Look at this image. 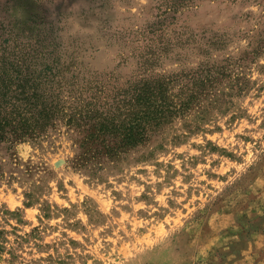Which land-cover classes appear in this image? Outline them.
<instances>
[{
    "label": "rangeland",
    "instance_id": "1",
    "mask_svg": "<svg viewBox=\"0 0 264 264\" xmlns=\"http://www.w3.org/2000/svg\"><path fill=\"white\" fill-rule=\"evenodd\" d=\"M232 3L235 0H231ZM247 0H242L246 3ZM133 0H0V44L3 41L8 42L7 49L19 50L20 43H29L31 46V55L35 56L38 62L40 59H55L59 67L64 69L67 65L70 67V73L78 76L75 83L81 87L88 79L94 82V85L100 86L102 95H97L99 102H104V96L108 99L115 97V93L122 92L128 85L140 82L141 80H150L158 76L187 75L210 72L209 76L214 78L212 87L209 86L208 96L203 100L207 103V108L194 119L195 127L184 124L182 127L187 132V136H173L172 146L179 147L186 143L191 136L201 134L202 123L211 122L214 127L203 130L207 135L220 134L223 131H233V126H238L237 122L241 119H247L249 124L255 123V119L247 115L246 110H237L228 120L224 122V128L221 129L213 118L209 121L210 109H215L222 118L227 115L234 107L233 98L243 100L251 92L255 81L251 84L242 75L233 76L236 68L241 72L264 54V30L256 32L249 40V50L243 53L238 59L228 63H219L210 60L212 51L224 50L233 36H239V33L231 35L224 30H213L211 27H203L200 22L211 17L213 20L221 19L226 26L230 22L236 21V16H224L225 9L221 7L224 0H149L147 6L150 19L146 20L140 29L132 31V25L135 21L127 16L121 9H128L132 6ZM242 21L247 16L241 18ZM139 36L147 39L138 50L130 57L121 55L122 51L129 42V38L135 40ZM17 46V47H16ZM20 46V47H19ZM15 47V48H14ZM193 48L197 56L205 57L197 68L182 71L180 73L158 74L156 69L163 64L162 57L167 58L170 54L179 50H188L186 55H191ZM176 58H179L177 53ZM48 61V60H47ZM231 66V68H230ZM264 70V68H262ZM193 77V78H194ZM188 79H186V82ZM92 82V83H93ZM227 89V91H225ZM264 91V85L256 89V95L249 98V107L252 101L259 99L260 92ZM207 98V99H206ZM111 101V100H110ZM258 107V104L253 105ZM259 110V109H258ZM264 116V112H261ZM259 117H257L258 119ZM199 123H196V121ZM62 126V125H61ZM66 132L70 133V139L77 144L83 130L68 129L63 126ZM264 130V120L254 129H245V132H258ZM81 132V133H80ZM235 140H242L245 144L252 143L250 136L237 134ZM33 141H24L19 143L0 142V251H3L2 245L6 243V237L12 235L15 237L13 243L17 248L27 245L30 240H43L45 233L52 236L53 241H57L59 247H63L66 242L69 248L75 249L79 246V240L76 239L78 233L69 236L68 233L75 230L76 224H68L69 217L63 212L67 210H56L55 205H49L45 201L40 209L36 210L32 219H27V212L32 210L35 203L38 202L39 195L44 193L45 185L39 186L32 184L28 189L20 190L29 180L32 179L34 171L25 164L23 168L19 166L17 154L21 158H27L30 155L31 144ZM150 139L141 146L129 150L121 155L119 159H108L103 155L85 154L84 158L93 162L104 161L102 166L93 168L90 172V179H95L97 183H104V177H97L96 173L107 167L109 163L112 167L108 168L110 174H121L124 169L119 167L124 163V167L135 165L139 162L154 160L156 151H164L162 145H157L151 152L147 151ZM259 147V141H256ZM189 150L200 152L199 157H190L184 160L187 153L177 154L169 160L155 163L151 176L154 178V185H146L145 191L140 193V197L132 194L143 186L144 181L137 180V176H145L147 171L140 169L135 176L129 175L125 183L123 175L116 179V184H123L120 192L109 189L107 192L101 189L99 192H93L102 206L111 207L115 203L113 196L117 200L132 197L129 203H142L141 199L147 200L146 193L154 186L159 193L164 186H168L170 181L178 175L181 176L178 183H186L191 179V173L187 176L183 174L188 169L195 168L197 163H205L204 156L216 154L226 159L236 160L239 158L234 153L226 149L218 148L212 141H206L203 147L198 145H185ZM233 147H238L233 145ZM139 153V155H137ZM167 154V153H165ZM173 160H180V167L175 168ZM65 161L57 160L55 168H60ZM219 161H213L210 167L218 166ZM161 169H163V180L160 179ZM264 169V155L260 157L254 168L250 169L249 176L245 179L249 181L257 176V187L255 192L259 193L261 188L259 180L261 179V170ZM209 178H214V174L204 173ZM15 184L16 188L12 185ZM111 185H105L110 188ZM62 188L58 184L57 190ZM20 190V197L17 198V191ZM85 188V191H88ZM190 191V190H189ZM253 188H248V193H252ZM175 195V191H173ZM183 195V193H181ZM10 197L11 200H5ZM167 202V197H162ZM230 207L220 206L221 211L217 213L218 219L213 221L217 224V229L209 227L208 232L204 233L205 246H202L200 253L190 255V250L186 249L181 240L174 241L173 254L180 264H254L253 252H248V246L251 242L249 237H254V230L257 232L256 245L264 237V198L253 199L249 201L247 196L241 193V199L232 202L231 198L227 201ZM15 205L16 207H13ZM57 207H59L57 205ZM127 207V205H125ZM21 208L24 211H21ZM121 211H124L121 208ZM178 211V210H177ZM127 215V213H125ZM43 217L41 219L40 217ZM175 220V217H170ZM15 220L11 225V231H6L9 221ZM45 221H56V223H45ZM28 228L29 230L23 236L19 233ZM57 236L59 240H57ZM237 236L236 239L230 237ZM83 239V237H81ZM87 242V241H86ZM37 251L47 252L49 248L53 253H58L57 243L41 245L34 243L32 245ZM259 247V246H257ZM260 251L256 250L255 256L258 259L255 264H260L264 260V245L260 246ZM247 253V256H245ZM11 260L17 257L9 250ZM32 255L31 252L28 253ZM190 255V256H189ZM189 256V257H188ZM188 257V260H187ZM75 259V257H73ZM76 259H80L79 256ZM69 264L72 256H69L65 249V258L60 259L57 255L53 261L52 256L41 257L39 260L31 261L30 264Z\"/></svg>",
    "mask_w": 264,
    "mask_h": 264
},
{
    "label": "clouds",
    "instance_id": "2",
    "mask_svg": "<svg viewBox=\"0 0 264 264\" xmlns=\"http://www.w3.org/2000/svg\"><path fill=\"white\" fill-rule=\"evenodd\" d=\"M148 5L149 0H133L132 6L128 9H121V12L135 21L132 31H137L146 20L150 19ZM221 7L225 9L224 16L235 15L236 21L224 26L221 19L213 20L211 17H206L200 24L203 27H211L213 30L227 31L230 35L232 33L240 34L233 36L224 50L210 53L211 61L228 63L248 51L250 38L256 32L264 30V0H247L246 3H242V0H235L234 3L231 0H224ZM244 16H247V19L242 21L241 18ZM145 43H147V39L139 36L135 40L129 38L127 47L124 48L121 55L130 57L134 54V50H138ZM187 52V49H177L169 57H162L163 64L156 69V72L170 74L188 71L197 68V65L205 59L203 56H197L194 48L191 55H186ZM177 53L179 58H176ZM262 68H264V54L260 55L246 71L241 72L239 68H236V71L233 72L234 77L242 75L250 84L255 81L251 92L243 100L233 98V103L237 107H234L222 118L215 109L209 110V121L214 118L221 129L224 128V122L228 120L229 116H232L237 110H246L247 115L255 119V123L249 124L247 119H241L237 122L238 126H233V131H223L211 136L203 130L211 129L214 125L211 122L202 123L203 138L201 134H197L189 137L186 143L179 147H173L171 143L173 136L188 135L182 127L184 124L195 127L194 119L199 115L201 108L207 107V103L201 101L183 117L177 115L165 126L148 134L150 143L147 151L151 152L157 145H162L164 149L163 152L156 151L154 160L139 162L128 167H124L122 162L119 164V167L124 169L121 174H110L108 168L112 167V164L109 163L107 167H103V170L96 173L97 177L105 178L104 183H97L95 179H90L92 169L102 166L104 161L86 160L79 146L69 138L71 134L66 132L63 126L57 124L54 128L46 129L36 141L30 143L29 157L21 158L17 154L19 166L23 168L25 164H28L29 168L34 171L32 179L20 190L28 189L32 184L45 185L44 193L39 195L38 202L33 205L32 210L27 212V219L31 220L36 210L40 209L45 201L49 205H55L57 211L67 210L66 213L63 212V218L65 219V215H67L69 217L68 224L77 225L75 230L69 232L68 235L73 236L78 233L76 239L79 240V246L70 249L64 242L63 247H59L58 242L53 241L52 236L42 233L43 240H30L27 245L17 248L13 243L15 237L8 235L7 242L2 245L3 251H0V264H30L31 261L46 256H52L55 261L57 255L60 259H64L65 249H67L68 255L72 256V261L69 264H180L173 254V242L177 240L184 243L185 248L190 250V255L200 253L202 246H205L203 234L208 232L209 227L213 230L217 229V224L213 221L218 219L217 213L221 211V205L224 208L230 207L227 203L229 198L232 202L238 201L241 199V193L247 196L249 201L264 198V169L261 170V179L258 182L261 188L259 193L255 192L257 176L250 181L245 179L249 176L250 169L254 168L260 157L264 155V130L255 133L245 132V129H254L261 120H264V116H261V112H264V91L260 92L259 99L252 101L251 107L248 103L249 98L256 95V89L264 85V70ZM184 83L186 82L181 81L177 84L172 89L173 93H180ZM179 98L184 99V96ZM256 104L258 107L253 106ZM257 117L259 118L257 119ZM196 123L199 121L197 120ZM238 133L250 136L252 143L245 144L242 140H235L234 137ZM206 141H212L218 148L234 153V156L239 158V162L230 161L216 154L205 155V163H197L195 168L188 169L183 174L187 176L191 173V179L186 183H178L181 178L178 175L170 181L168 186L162 187L159 193L153 186L146 193L148 199H141L142 203H129L132 197L117 200L113 196L112 199L115 200V203L109 208L102 206L97 197L93 195V192H99L101 189L106 192L109 189L120 192L123 184H116V179H119L120 175H123L124 181L127 183L129 175L135 176L138 170L144 169L147 171V178L142 175L137 176V180L144 181V183L132 194L135 197H140V193L145 191L146 185L158 183L151 176L155 163L162 161L167 164L174 155L182 153H187L184 156L185 161L190 157H199V151L189 150L185 145L195 144L202 148ZM256 141H259V147L256 146ZM233 145L238 147H233ZM57 160L65 161L64 165L55 168L54 164ZM213 161H219L218 166L210 167ZM180 163V160H173L176 169L180 167ZM205 172L214 174V178H209L204 174ZM162 173L163 169H161V180H163ZM58 184L62 186L60 191L57 190ZM106 184L111 187L106 189ZM12 187L16 188V185L13 184ZM249 187L253 188L252 193H248ZM85 188L89 190L85 191ZM20 190L17 191L18 199H22ZM173 191H175V195ZM162 197H167V202ZM5 200L10 201L11 198L6 197ZM3 202L0 201V203ZM13 207L16 206L13 205ZM121 208L124 211H121ZM21 211L24 209L21 208ZM170 217H175V220ZM40 218L43 219L42 216ZM49 222L56 223V221H45V223ZM13 224H15V220L9 221L6 231L10 232ZM28 230V228L23 229L19 236H23ZM230 238L236 239L237 236ZM249 239L251 242L248 252H253L256 240L251 236ZM57 240H59L58 236ZM49 242L57 243L58 253H53L51 248L47 252L37 253L36 249L32 247L34 243L44 245ZM259 243L264 245V237L260 239ZM10 249L17 257L16 260H11ZM29 252L32 253L31 256L28 255ZM253 254L255 255L254 252ZM77 256L80 259H76ZM260 264H264V260Z\"/></svg>",
    "mask_w": 264,
    "mask_h": 264
},
{
    "label": "trees",
    "instance_id": "3",
    "mask_svg": "<svg viewBox=\"0 0 264 264\" xmlns=\"http://www.w3.org/2000/svg\"><path fill=\"white\" fill-rule=\"evenodd\" d=\"M7 44H0V142L33 141L59 124L84 131L77 141L83 155L119 159L146 143L149 133L199 105L214 84L207 71L196 78L158 76L128 85L111 101L104 96L101 103L102 89L91 79L75 87L78 76L68 65L62 69L55 59L38 62L29 43H20L17 52ZM181 81L186 82L181 92L173 93Z\"/></svg>",
    "mask_w": 264,
    "mask_h": 264
},
{
    "label": "crops",
    "instance_id": "4",
    "mask_svg": "<svg viewBox=\"0 0 264 264\" xmlns=\"http://www.w3.org/2000/svg\"><path fill=\"white\" fill-rule=\"evenodd\" d=\"M254 237L256 238L257 237V232L254 230ZM258 238V237H257ZM256 244H257V241H256ZM257 246H259V247H257ZM261 245H256V247H254V253L256 254V250H259L260 251V249L259 248H261L260 247ZM258 259V257H256L255 255H254V264H255V261Z\"/></svg>",
    "mask_w": 264,
    "mask_h": 264
}]
</instances>
